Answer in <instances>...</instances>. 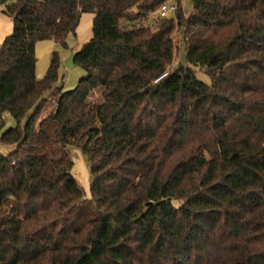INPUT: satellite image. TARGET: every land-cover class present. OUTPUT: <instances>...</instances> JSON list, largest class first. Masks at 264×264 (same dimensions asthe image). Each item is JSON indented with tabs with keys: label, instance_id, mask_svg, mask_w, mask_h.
<instances>
[{
	"label": "trees",
	"instance_id": "16d2710c",
	"mask_svg": "<svg viewBox=\"0 0 264 264\" xmlns=\"http://www.w3.org/2000/svg\"><path fill=\"white\" fill-rule=\"evenodd\" d=\"M168 1L6 3L0 264H264V0H193L189 15L178 0L159 17ZM83 12L86 74L64 91L57 53L37 77L36 44L65 42ZM177 30L186 64L169 70Z\"/></svg>",
	"mask_w": 264,
	"mask_h": 264
},
{
	"label": "rangeland",
	"instance_id": "374dc122",
	"mask_svg": "<svg viewBox=\"0 0 264 264\" xmlns=\"http://www.w3.org/2000/svg\"><path fill=\"white\" fill-rule=\"evenodd\" d=\"M173 1L174 0H169L168 2ZM181 5L185 15H189L192 12L193 0H181ZM93 20V12H83L75 32L68 33L65 42L62 43L54 39H47L39 41L36 44V73L39 79H42L46 75L51 65L53 55L57 53L60 64L58 69L59 77L56 86L62 87L64 91L74 89L77 86L80 78L86 74V71L77 65L72 68L69 67L66 64V61L72 54L77 53L93 36ZM13 28L12 19L0 10V45L3 43L5 38L13 32ZM173 38L175 46L179 52L176 53L169 70L175 69L180 63L186 64L185 46L181 43V32L178 30L175 31ZM197 75L202 81L210 83V77L204 71L198 70ZM47 96L49 98V102L43 110V115L45 116L50 113L55 104L54 101L57 98L56 90H52ZM15 124V120L8 115L4 129L14 126ZM14 148V146L0 144V153L6 155L14 150ZM70 155L75 164L74 174L78 184L84 191L85 195L89 197L91 177L88 162L79 149H72Z\"/></svg>",
	"mask_w": 264,
	"mask_h": 264
},
{
	"label": "built area",
	"instance_id": "2783aa9c",
	"mask_svg": "<svg viewBox=\"0 0 264 264\" xmlns=\"http://www.w3.org/2000/svg\"><path fill=\"white\" fill-rule=\"evenodd\" d=\"M9 1H16V0H1L0 10H3L6 6V3ZM177 9H178V0H174L173 2H166L161 5L158 11L159 17L173 16L175 12L177 11ZM167 74H168V71L162 74L160 78L167 76Z\"/></svg>",
	"mask_w": 264,
	"mask_h": 264
},
{
	"label": "water",
	"instance_id": "95a60500",
	"mask_svg": "<svg viewBox=\"0 0 264 264\" xmlns=\"http://www.w3.org/2000/svg\"><path fill=\"white\" fill-rule=\"evenodd\" d=\"M75 56L76 53L72 54L66 61V64L71 68L75 66Z\"/></svg>",
	"mask_w": 264,
	"mask_h": 264
}]
</instances>
